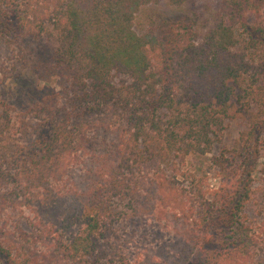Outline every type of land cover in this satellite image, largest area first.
I'll list each match as a JSON object with an SVG mask.
<instances>
[{
    "label": "trees",
    "instance_id": "obj_1",
    "mask_svg": "<svg viewBox=\"0 0 264 264\" xmlns=\"http://www.w3.org/2000/svg\"><path fill=\"white\" fill-rule=\"evenodd\" d=\"M159 1L0 0V73L9 59L56 81L17 120L0 102L1 264H264V222L247 213L264 83L244 86L249 50L264 54V0H221L211 25L196 15L139 33L138 11ZM27 39L52 55L35 63ZM233 96L252 127L212 158L222 180L204 189L181 162L212 152ZM144 215L164 229L126 228Z\"/></svg>",
    "mask_w": 264,
    "mask_h": 264
},
{
    "label": "rangeland",
    "instance_id": "obj_2",
    "mask_svg": "<svg viewBox=\"0 0 264 264\" xmlns=\"http://www.w3.org/2000/svg\"><path fill=\"white\" fill-rule=\"evenodd\" d=\"M220 4L221 0H187L182 5H173L165 0H161L158 3L151 2L143 5L138 11L135 27L139 33H142L149 26L154 25L155 22L161 24L164 20L190 19L195 18L196 15H199V20L202 23L208 22L211 25L217 16ZM237 35L240 39L248 37L246 31L241 29L237 31ZM244 44L243 47H245ZM24 46L26 48L25 51L28 52V56L35 63L43 62L45 58L50 57L53 53V48L46 39H27L24 41ZM249 52L251 57H253L250 60L253 68L244 86L252 82L254 75L259 78V83H264V54L255 46ZM8 62H10L9 69L4 74L0 73V102L6 100L13 107V117L17 120L23 112H26L42 98H45L50 93L51 86H55L56 81L51 77L50 81L53 83L49 85V83L40 78L39 74L44 70L43 67L40 68V73L32 67L26 68L20 66L19 69L15 70L12 68L14 61L8 59ZM49 75L47 76L49 77ZM114 77L116 82L126 79V76L122 73H115ZM238 91L239 89L236 90V93H239ZM230 103L231 107L229 115L224 122V129L219 133L212 152L207 153V156L204 158L189 155L185 158L184 163L181 162L184 169H189L188 171L194 173L197 178H202L201 182L204 189H216L222 180L218 168L213 164L212 158L243 144L242 137L245 134L247 136L252 127L250 115L241 111V104L236 96L232 97ZM254 111L257 112V108ZM226 155H228L227 157L230 156L229 153ZM224 163L228 164L227 161ZM257 164L253 172V198L247 208L248 216L254 225H260L264 222V152ZM243 166L240 168V165H237L240 172L243 170ZM164 168L167 174L170 175L171 168ZM197 178L195 177L194 180H197ZM153 218L154 216L148 215L134 217L127 220L125 226L127 229L136 227L138 229V236L143 238L148 234H153L154 230L159 231L161 228L164 229V224H160L159 222L154 224Z\"/></svg>",
    "mask_w": 264,
    "mask_h": 264
}]
</instances>
